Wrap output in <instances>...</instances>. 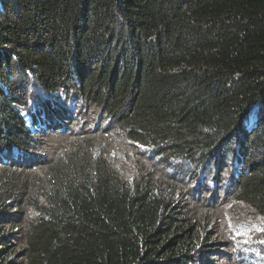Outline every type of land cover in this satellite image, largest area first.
Here are the masks:
<instances>
[{
    "label": "trees",
    "instance_id": "trees-1",
    "mask_svg": "<svg viewBox=\"0 0 264 264\" xmlns=\"http://www.w3.org/2000/svg\"><path fill=\"white\" fill-rule=\"evenodd\" d=\"M74 111L198 184L54 157ZM223 184L264 215V0H0V264H226L186 198Z\"/></svg>",
    "mask_w": 264,
    "mask_h": 264
},
{
    "label": "rangeland",
    "instance_id": "rangeland-1",
    "mask_svg": "<svg viewBox=\"0 0 264 264\" xmlns=\"http://www.w3.org/2000/svg\"><path fill=\"white\" fill-rule=\"evenodd\" d=\"M106 120L102 122L104 125ZM71 130L66 135H51L47 139L49 152L54 156L62 153H69L77 147V143L86 141L89 134L92 140L98 144L96 151L100 152L107 161L115 163L116 168H121L125 178L131 180L137 172L134 167H144V170L156 172V176L162 180H175L180 189L175 195L187 194L189 188L198 184L197 178H193L189 171L195 167H185L188 172L182 177L175 178L174 167H168L164 163H159L155 155L150 151L151 146L146 148L142 143L131 140L129 137L120 136L113 132L105 134L103 126L99 127L101 121L99 117L92 120L85 115H76L70 121ZM111 163V162H110ZM208 185L210 180H206ZM218 189V202L209 204L211 198L210 190L206 194L203 190L200 195L205 196L193 198L191 194L186 197L188 209L193 213L196 223H209L208 232L216 235L219 241H224L228 250L234 254V259L227 261L226 264H264V215L255 211L248 204L236 200L235 196L230 195L223 185ZM205 200V201H204ZM192 208V209H191ZM216 257V256H215ZM224 263V260H221Z\"/></svg>",
    "mask_w": 264,
    "mask_h": 264
}]
</instances>
